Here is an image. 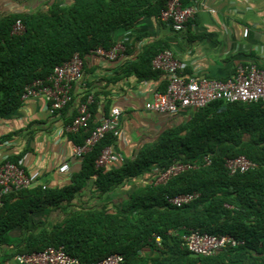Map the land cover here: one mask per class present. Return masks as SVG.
I'll use <instances>...</instances> for the list:
<instances>
[{
  "label": "trees",
  "instance_id": "obj_1",
  "mask_svg": "<svg viewBox=\"0 0 264 264\" xmlns=\"http://www.w3.org/2000/svg\"><path fill=\"white\" fill-rule=\"evenodd\" d=\"M165 3L75 0L71 7L54 4L48 12L5 18L0 22V115L21 106L24 88L34 79L48 76L75 53L84 59L98 48L109 50L117 29L133 28L145 16L159 17ZM18 20L25 32L15 36L11 31ZM157 54L144 59L146 72H155L151 62ZM93 97L91 115L98 103ZM89 121L88 129L70 135V140L82 144L96 126L92 117ZM115 139L107 135L85 155L81 171L71 175L69 185L37 186L6 196L0 209V244L8 243L9 233L23 226L27 233L14 255L63 247L82 264L112 254L123 255L124 264H264V102L215 101L196 110L187 123L165 131L124 166L97 169L96 159ZM206 156L212 159L209 166L203 163ZM239 156L258 167L231 175L226 161ZM174 162L197 163L198 168L157 185V178ZM144 175L150 182L130 193L115 211L75 213L52 227H27L33 213L43 211L49 218L92 178L98 191L107 193ZM194 192L200 197L186 206L168 204L169 197ZM190 229L232 235L243 244L213 257H196L183 245L182 235ZM156 236L161 237V246Z\"/></svg>",
  "mask_w": 264,
  "mask_h": 264
},
{
  "label": "crops",
  "instance_id": "obj_2",
  "mask_svg": "<svg viewBox=\"0 0 264 264\" xmlns=\"http://www.w3.org/2000/svg\"><path fill=\"white\" fill-rule=\"evenodd\" d=\"M184 2L192 4L190 0ZM74 3L75 0H0V22L11 15L48 12L54 4L71 7ZM197 6L198 13L186 32H174L169 23L155 16L141 18L133 28L117 29L113 40L115 44H125L124 55L115 61L95 53L87 55L83 79L73 86V101L54 115L49 114L47 103L41 98L21 100L14 113L0 115V165L10 161L23 166L28 173L40 171L39 186L69 185L71 175L81 171L82 163L73 157L76 143L65 134L64 127L77 116L79 105L91 93L98 98L94 114L90 111L96 126L112 109L122 112L120 136L112 144L122 159L117 167L134 160L165 131L187 123L195 110L175 115L145 110L153 94L167 86L165 75L145 71L144 59L154 52L172 50L182 63L185 78L226 80L240 64L254 63L264 69V0H198ZM245 29L250 31L247 38L243 36ZM64 162L70 164V171L61 175L58 168ZM149 179L144 175L111 192L100 193L92 178L49 218L43 211L33 213L27 227H52L75 213L115 211ZM26 233L23 226L9 233L8 243L0 244V264H16L14 254Z\"/></svg>",
  "mask_w": 264,
  "mask_h": 264
},
{
  "label": "built area",
  "instance_id": "obj_3",
  "mask_svg": "<svg viewBox=\"0 0 264 264\" xmlns=\"http://www.w3.org/2000/svg\"><path fill=\"white\" fill-rule=\"evenodd\" d=\"M185 0H166L159 18L170 24L176 33L186 32L198 13V0H190L191 5H185ZM25 31L23 23L18 20L12 27L11 34L22 35ZM249 29L243 32L244 38L249 35ZM126 52L125 44L116 43L109 50L98 48L93 53L115 61ZM152 70L160 72L166 77L167 86L162 92H156L146 102L145 110L159 115H175L189 110H199L215 101L227 103L252 104L264 102V69L257 64H240L235 73L226 80L209 78H185L182 73V63L172 50H164L157 54L152 62ZM84 76V59L75 53L73 57L61 65H57L53 72L44 78L34 79L24 88L21 100L43 99L47 103L50 115L63 110L73 101V86ZM93 94H89L86 101L78 108L77 116L64 127L66 135L78 134L88 126L90 105L93 103ZM122 112L118 108L111 110L110 114L91 131L82 144H75L72 148L73 157L81 160L105 139L107 135L114 138L120 136V120ZM121 157L109 145L102 149L95 161L97 169L109 168L119 165ZM205 166L212 163L208 156L203 158ZM226 168L231 175L246 173L256 169V163L246 156L227 159ZM198 168L197 163L174 162L158 179L156 184L163 185L170 178L176 177L190 170ZM70 171V164L64 162L59 166L58 172L65 175ZM41 173L34 171L28 173L23 166L10 161L0 165V209L4 205L6 196L16 194L22 190L35 188L38 185ZM46 188V186H43ZM200 197V193L178 195L167 198L168 204L174 207H183ZM169 233H174L170 230ZM183 245L196 257H213L227 248H237L243 244L232 235L214 236L201 230L190 229L182 235ZM161 246V237L156 236ZM16 264H82L80 260L67 254L63 247H49L40 252L15 255ZM125 258L121 254H112L93 264H124Z\"/></svg>",
  "mask_w": 264,
  "mask_h": 264
},
{
  "label": "water",
  "instance_id": "obj_4",
  "mask_svg": "<svg viewBox=\"0 0 264 264\" xmlns=\"http://www.w3.org/2000/svg\"><path fill=\"white\" fill-rule=\"evenodd\" d=\"M196 111V110H195Z\"/></svg>",
  "mask_w": 264,
  "mask_h": 264
}]
</instances>
